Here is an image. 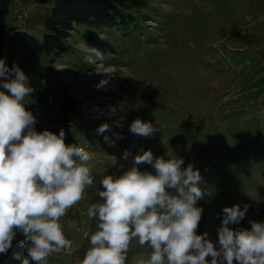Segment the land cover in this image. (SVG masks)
Masks as SVG:
<instances>
[{"label":"rangeland","instance_id":"1","mask_svg":"<svg viewBox=\"0 0 264 264\" xmlns=\"http://www.w3.org/2000/svg\"><path fill=\"white\" fill-rule=\"evenodd\" d=\"M21 5L29 11L24 22L15 17ZM52 7L13 0L7 26L39 40L53 35ZM65 43L67 51L43 55L41 62L56 60L51 67L62 71L76 103L65 142L91 153L93 185L60 219L71 251L50 256L48 264L83 259L90 246L84 233L96 231L87 207L102 203L100 180L119 175L121 165L131 166L134 156L149 150L154 157L182 158L183 167L200 171L209 195L197 204L204 209L197 234L217 241L222 210L235 204H248L249 210L231 227L264 222V0H144L127 24H75ZM101 80L108 82L97 87ZM135 119L158 130L149 138L135 136L129 131ZM104 123L109 130L98 134ZM22 240L17 233L0 264H22ZM150 254L147 244L133 240L126 264L147 261Z\"/></svg>","mask_w":264,"mask_h":264},{"label":"clouds","instance_id":"2","mask_svg":"<svg viewBox=\"0 0 264 264\" xmlns=\"http://www.w3.org/2000/svg\"><path fill=\"white\" fill-rule=\"evenodd\" d=\"M92 51L103 59L100 50ZM107 82L101 80L97 87ZM34 92L18 65L9 68L0 59V254H7L20 233L27 253L22 264H48L50 256L71 251L60 219L93 185L92 155L66 143L62 129L59 134L36 130L28 108ZM109 128L104 123L96 132ZM157 130L141 119L129 126L131 134L143 138ZM129 155L126 151L123 159ZM144 164L151 171L141 170ZM183 165L182 158L154 157L149 150L134 156L131 166L121 165L119 175L103 177L102 203L87 207L96 231L84 233L90 246L74 264H126L133 240L151 249L150 259L137 264H264V222L249 220L250 229L231 227L245 219L248 204L223 208L217 241L197 234L204 211L197 204L209 192L202 187L200 171ZM15 259L21 260L20 254Z\"/></svg>","mask_w":264,"mask_h":264},{"label":"trees","instance_id":"3","mask_svg":"<svg viewBox=\"0 0 264 264\" xmlns=\"http://www.w3.org/2000/svg\"><path fill=\"white\" fill-rule=\"evenodd\" d=\"M13 0H0V59L11 68L18 65L29 77L35 89L28 108L36 117V130H50L56 134L68 129L76 103L69 95L62 79V71L41 62V56H58L67 51V39L75 24L90 27L127 24L133 19V10L141 9L144 0H36L52 2L51 23L53 35L41 40L26 31L9 27L6 17Z\"/></svg>","mask_w":264,"mask_h":264},{"label":"built area","instance_id":"4","mask_svg":"<svg viewBox=\"0 0 264 264\" xmlns=\"http://www.w3.org/2000/svg\"><path fill=\"white\" fill-rule=\"evenodd\" d=\"M28 14V8L26 6L21 5L20 9H17L15 17L18 19V21L24 22L28 18Z\"/></svg>","mask_w":264,"mask_h":264}]
</instances>
